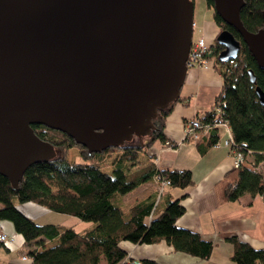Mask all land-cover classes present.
I'll list each match as a JSON object with an SVG mask.
<instances>
[{"label":"water","instance_id":"95a60500","mask_svg":"<svg viewBox=\"0 0 264 264\" xmlns=\"http://www.w3.org/2000/svg\"><path fill=\"white\" fill-rule=\"evenodd\" d=\"M211 3L263 70L264 24L244 28L243 0ZM192 13V0H0V176L15 188L28 166L55 155L30 125L62 132L87 155L140 141L178 96ZM215 37L218 60L234 59V36ZM253 90L264 107V91Z\"/></svg>","mask_w":264,"mask_h":264},{"label":"trees","instance_id":"16d2710c","mask_svg":"<svg viewBox=\"0 0 264 264\" xmlns=\"http://www.w3.org/2000/svg\"><path fill=\"white\" fill-rule=\"evenodd\" d=\"M218 31H229L240 46L233 63L219 61L216 56L223 48L215 41L209 46L213 68L220 74V92L214 98L221 102L220 114L212 109L197 117L201 125L210 124L218 116L229 129L232 144L244 156V162L234 167L216 185L220 201L238 199L243 194H257L264 201V175L259 169L264 166V107L260 105L253 88L257 85L264 91V69L256 66L247 46L236 29L226 25L212 8L211 0H204ZM238 14L248 32L261 29L264 22V0H243ZM213 56V57H211ZM248 70L254 73L251 83ZM175 101V100H174ZM173 102V101H172ZM171 103V102H169ZM168 103V104H169ZM168 105L157 108L150 120L151 128L139 141L134 136L121 145L106 147L101 152L87 155L81 145L60 131L41 125H30L31 131L40 140L52 145L55 155L45 162L28 166L21 174L15 188L5 177L0 176V220H8L12 230L20 234L25 244L26 264H125L124 252L119 241L130 243L158 242L164 240L177 251H184L201 259L208 257L212 245L195 233L175 227L174 220L181 215L182 206L177 199L169 200L156 216L147 221L151 202L138 201L123 213L116 199L125 195L147 179L160 177L170 187L191 184L188 169H153L151 162L135 161L137 154L155 140L164 143L162 125ZM207 145L217 139L216 128L208 130ZM75 149L80 162L68 161V150ZM107 161L108 170L102 167ZM30 201L47 210L73 216L87 222L81 231L65 225L36 224L25 217L16 203ZM232 260L235 264H264V247L253 248L250 244L231 236ZM52 242L50 246H43ZM0 245H5L0 242ZM0 264H7L1 263ZM12 264V263H8ZM138 264H155L152 260H139Z\"/></svg>","mask_w":264,"mask_h":264},{"label":"crops","instance_id":"0c3cea01","mask_svg":"<svg viewBox=\"0 0 264 264\" xmlns=\"http://www.w3.org/2000/svg\"><path fill=\"white\" fill-rule=\"evenodd\" d=\"M208 10L211 11L210 8ZM199 26L200 36L211 44L219 30L212 15L207 16ZM186 71L177 98L168 104L162 125L163 137L169 145L165 146L155 140L138 152L135 161L142 164L151 162L156 170L188 169L191 172V184L179 188L163 186L157 191V184L147 179L116 201L123 213L138 201L151 202L152 206L145 218L147 221L159 213L165 202L177 199L182 211L174 220L175 227L197 233L201 239L211 242L212 249L207 258L201 259L175 250L164 240L149 244L119 241L117 245L124 252L123 260L145 259L155 264H235L232 260L233 245L228 237L234 236L255 249L264 247L263 199L258 194L250 197L247 193L234 201H220L218 198L216 185L224 180L226 173L234 169V158L230 150L225 146L207 145L209 131H200V139L197 141L182 139L181 124L201 117L205 111L210 110L221 87L220 74L213 67H187ZM226 133L225 126L216 128L219 140L225 138ZM104 170H108V166ZM15 207L25 217L33 218L26 213L28 211L25 208L22 210L23 206ZM33 212L36 214L41 211ZM0 231L5 232L1 225ZM21 256L18 260L9 257V263L26 264ZM99 264L105 262L100 259Z\"/></svg>","mask_w":264,"mask_h":264},{"label":"rangeland","instance_id":"374dc122","mask_svg":"<svg viewBox=\"0 0 264 264\" xmlns=\"http://www.w3.org/2000/svg\"><path fill=\"white\" fill-rule=\"evenodd\" d=\"M192 5H193V24H195L192 36L191 38L195 40L200 36V23L207 18V16L211 15V11L208 10L207 5L205 4L204 0H192ZM66 159L69 161H74V162H80V157L78 155V152H76L75 149H70L68 150L66 154ZM107 161L105 162V165H103V169H107ZM259 169L264 175V166H260ZM16 205L20 206L22 210L28 211L26 213H29V215L33 216L31 219L34 223L36 224H57V225H65L70 228L75 229V231H81L84 225H87V222L84 221H79L77 218L73 216H68L63 213H56L50 210H47L46 208L36 205L30 201L24 202V203H16ZM15 205V206H16ZM33 210H40V213L33 212ZM0 225L5 228V234H10L12 237V241L10 243H7L5 245H0V262L1 263H9L8 258L12 259H17L20 258V255L25 254V244L22 241L21 235L16 234L12 230V226L10 221L8 220H0ZM52 242H46L43 246L47 247L50 246ZM6 248V249H5ZM23 256H21L22 258ZM25 259V258H24Z\"/></svg>","mask_w":264,"mask_h":264},{"label":"built area","instance_id":"2783aa9c","mask_svg":"<svg viewBox=\"0 0 264 264\" xmlns=\"http://www.w3.org/2000/svg\"><path fill=\"white\" fill-rule=\"evenodd\" d=\"M210 52V48L208 47V43L205 41V38L202 36H199L194 41L192 40L189 52L187 55V61L186 65L187 67H202V68H208L212 67V61L207 57L208 53ZM227 64L233 63V59H229ZM220 104L221 102L216 101V104L211 107V109L216 113L217 115L220 114ZM225 126L227 129L226 137L222 140L217 139V141L213 144L215 147L225 146L230 150L231 156L234 158V164L233 167H238L244 162V156L240 153L236 147L232 144V138L231 135H229V129L227 124L221 120L218 116H216L210 124H205L204 126L201 125L199 119L197 117L189 119L188 121L181 124L182 126V139L184 141H197L200 139V131L206 132L210 130V128H217L219 126ZM165 146L169 145V143L166 141L163 143ZM153 181L157 184V191L161 189L163 186H168V181L160 178L155 177L153 178ZM12 241V237L8 234H5L4 232L0 231V242L7 244ZM25 261L24 257L21 258ZM125 264H138V261L130 260L125 261Z\"/></svg>","mask_w":264,"mask_h":264},{"label":"flooded vegetation","instance_id":"af4514ba","mask_svg":"<svg viewBox=\"0 0 264 264\" xmlns=\"http://www.w3.org/2000/svg\"><path fill=\"white\" fill-rule=\"evenodd\" d=\"M219 32V31H218ZM217 35V34H216ZM215 35V36H216ZM216 38V37H215ZM215 38L213 39V42L211 43V44H208V47L210 46V45H212L213 43H214V41H215ZM193 40V39H192ZM194 41V40H193ZM209 54H210V52L208 53V55H207V57L209 58V59H211L210 57H209ZM218 55V54H217ZM211 57H213V56H211ZM216 58H217V56H216ZM218 59V58H217ZM211 61H212V67L214 66V62H213V59H211ZM225 63V62H224ZM213 106V105H212ZM211 109V108H210Z\"/></svg>","mask_w":264,"mask_h":264}]
</instances>
